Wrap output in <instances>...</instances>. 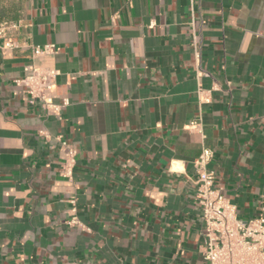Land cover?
<instances>
[{
  "label": "crops",
  "instance_id": "0c3cea01",
  "mask_svg": "<svg viewBox=\"0 0 264 264\" xmlns=\"http://www.w3.org/2000/svg\"><path fill=\"white\" fill-rule=\"evenodd\" d=\"M5 21L20 28L16 48L0 40V264H208L204 146L239 217L264 216V0H0ZM31 66L58 72L60 117L15 83Z\"/></svg>",
  "mask_w": 264,
  "mask_h": 264
},
{
  "label": "built area",
  "instance_id": "2783aa9c",
  "mask_svg": "<svg viewBox=\"0 0 264 264\" xmlns=\"http://www.w3.org/2000/svg\"><path fill=\"white\" fill-rule=\"evenodd\" d=\"M19 28V22L0 23V40H6L7 48L17 47L13 37ZM58 51L59 49L53 45L37 46L33 49L35 56ZM196 56L200 59V53L196 52ZM27 72L29 74L26 77L15 83L25 88L30 96V104H40L49 115L60 117L62 108L69 102L66 100L62 104H57L47 95V92L55 88L58 72L34 66L27 68ZM208 93L199 90L201 103L210 102ZM188 130L197 132L203 140L205 139L203 126L199 120L191 123ZM41 135L48 138L44 132ZM57 141L64 154L61 175L72 180L78 152L62 137H58ZM214 155L212 149L204 146L195 163L198 175L196 200L201 209L204 225L202 258L208 264H264V216L246 220L239 217L236 206L225 197L223 190L216 186L215 172L209 170ZM70 202L73 205L71 212L74 216L68 223L83 228L76 216V200L72 199Z\"/></svg>",
  "mask_w": 264,
  "mask_h": 264
}]
</instances>
